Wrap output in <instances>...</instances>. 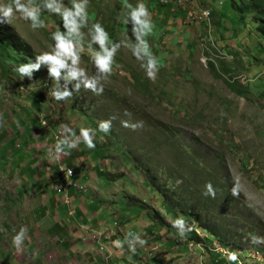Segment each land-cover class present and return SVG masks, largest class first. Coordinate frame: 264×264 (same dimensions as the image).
<instances>
[{"label": "rangeland", "instance_id": "obj_1", "mask_svg": "<svg viewBox=\"0 0 264 264\" xmlns=\"http://www.w3.org/2000/svg\"><path fill=\"white\" fill-rule=\"evenodd\" d=\"M186 1L176 0L180 5ZM192 1L202 8L215 9L222 19L220 27H217L220 21L216 22L218 16L213 18V23L203 26L195 18L187 19L179 9L144 0L153 24L145 39L158 59L155 78H146L130 50L121 45L113 57L111 73L99 83L116 88L122 99L146 108L143 114L179 125L187 134L203 135L209 129L217 132L216 139L220 142L216 146L225 161L206 158L212 169V180L223 184L231 180L237 189L220 212H225L222 216H226L233 234L242 236L251 227L260 234L259 241L252 239L251 243L261 249L264 257V50L257 55V64L245 69L238 61L243 59L246 66L253 64L255 54L236 47L243 43L245 33L240 32L243 26L237 21L229 1ZM64 2L67 4L68 0ZM127 3L134 5L136 0H127ZM126 10L125 0H88L87 23L106 25L114 21L118 29L113 42L122 40L124 34L131 40V25L122 24L120 19ZM40 19L43 27L37 29H30L25 20L15 15L11 23L4 24L11 34L26 41L33 58L49 50V34L57 29L60 17L42 11ZM81 31L84 33L82 42H86V27ZM247 40H254L250 45L257 44V32ZM259 41L260 47H264V41ZM80 57V67L91 74L90 53L86 47ZM40 70L42 74L38 77L33 72L31 80H19L18 74L3 76L0 68V264L209 263L205 258L211 242L204 243L201 233L185 227L189 223L182 215L179 217L185 220L184 236L177 235L172 225L177 216L166 211L159 194L145 182L143 174L124 152L108 149L106 154L99 155L97 148H103L104 138L100 139L97 134L94 148H86L79 141L75 148L65 150L67 154L55 152V140L67 134L65 125L74 137H78L79 128L86 125L82 118L76 123L74 118L66 117L63 110L69 112L70 101H53L48 93L54 83L43 66ZM136 73L150 82L154 99L146 100L145 95L133 87L132 75ZM232 80L236 84L230 86ZM243 92L246 94L241 98L239 94ZM109 103L108 100L105 105ZM73 108L76 109L75 105ZM109 109L112 118L117 119L116 115L120 114V121H128L129 125V120L135 118L131 114L136 111H130L126 104L120 108L111 103ZM17 115L21 118H16ZM41 119L45 121L43 125ZM118 126L120 135H128L129 140L135 141L128 126ZM172 160L166 156V164ZM192 160V153L183 156L186 169L197 165L190 162ZM64 166L76 168V172L70 171L67 176ZM57 167L63 171L59 175H55ZM72 176V182L83 187L73 195L81 197L78 201L89 208L83 210L82 219H72L71 208L65 215L60 211L57 216L52 213L50 202L46 205L48 198L54 201L57 198L64 204L74 190L68 189L71 192L67 195L64 190L61 198V194L54 191L60 188L57 183H67V177ZM96 201L98 204H93ZM132 206L135 211L128 208ZM147 211H157L168 227L162 228L153 222ZM102 213L106 223L98 224ZM232 213L240 219L235 220L236 215ZM57 221L61 225L60 233L53 226ZM109 222L116 223L111 227ZM21 226L25 234L16 247L11 238ZM131 232L144 243L138 244L130 236L125 239ZM190 239L192 251L185 246ZM115 240L121 241L119 247L113 244ZM129 243L134 251H129ZM231 244L239 249L245 247L240 237L232 238ZM262 254L255 253V264L262 260ZM210 264H214L212 259Z\"/></svg>", "mask_w": 264, "mask_h": 264}, {"label": "trees", "instance_id": "obj_2", "mask_svg": "<svg viewBox=\"0 0 264 264\" xmlns=\"http://www.w3.org/2000/svg\"><path fill=\"white\" fill-rule=\"evenodd\" d=\"M228 1L231 10L237 14V21L243 26L240 32L244 31L245 33L243 34V43L240 42L236 47L242 48L246 52L250 51V54H255H251L253 64L246 66L243 59L242 61H238L240 65H243L245 69H247L257 64V55L264 50L262 49L264 47H260L259 41L260 39L264 41V0ZM216 16H218V12L215 9H211L210 20L212 22L213 18ZM218 21H220L219 24H217L219 28L222 21L219 16L216 22ZM99 23L108 33L109 38L112 39L118 29L116 22L109 21L106 25H103L102 22ZM247 24H251L252 26H248ZM253 32H257L258 42L257 44L253 43V45H250L254 40L248 41L247 37H251ZM25 47L27 46L23 40L13 38V36L3 28V24H0V67L3 76L17 75V73L12 70L15 65L25 62L27 59H31V55L26 53ZM226 48H229L228 44ZM246 52L243 53L242 57H244ZM38 72L42 73V71L38 69L34 71L35 75ZM149 83L150 82L139 73L132 75L133 86L136 87L140 93L144 94L145 99L148 101L154 99L152 93H150L152 91L149 89ZM235 84V81L229 83L230 86ZM81 97H84V99H80ZM108 100L110 103L105 105V102ZM64 101H70L71 103L69 112L63 110L66 117L74 118L76 123L82 118V123L85 124L86 127L95 128V124L98 120L111 119V128L109 132L103 134V148H97V150H99V155L106 154L108 149H114L116 151L121 150L124 152L125 156H128L130 160L133 161L132 164L134 167L143 174L145 182L159 194L168 213L172 212L173 216L182 215L191 224L192 229H197L209 237L213 236L223 245L234 246L231 244V239L240 237L241 235L239 236V234L232 233L233 229L226 221V216H222L225 212L220 211L225 204L228 205V200L233 198L234 195L232 194V190L237 192V189L231 180L227 181L226 184L218 181L214 182L210 173L212 172L211 166L208 165L206 159L208 157L222 158L225 161L223 154L216 146V144L220 142L216 139L217 132L209 129L203 135L194 133L187 134L179 125H174L154 116L143 114V111L147 110L146 108L136 106L133 104L134 102H129L124 97L122 99L115 88L104 87L99 95L81 88L72 96L57 102ZM37 103H39V101ZM111 103L120 108L126 104L130 111H136L131 114V116L135 115V118L129 120L130 125L128 123L130 134H133L135 138L134 142L133 139L129 140L127 138L128 135H120L121 132L118 126V124H121L120 114L116 115L117 119L112 118L109 109ZM73 105H75L76 109L73 108ZM37 106L39 110H42L39 104H37ZM3 116L5 115L3 114ZM16 118L21 117L17 115ZM97 135L99 137L101 136L100 133H97ZM10 140H12L11 137L8 140L9 144ZM179 152L181 154H179ZM186 153H192L193 160L190 162L197 164L193 168L191 167L190 170L186 169L183 165L185 162L183 161V156ZM166 156L173 159L170 164H166ZM175 165H178V167L176 166L174 169ZM200 168L202 169L199 170ZM152 169L155 171L153 172ZM30 170L32 171V176H34L35 169L32 168ZM74 170V172H76V168ZM73 178H71L72 181ZM206 182H210L213 186L215 195L212 197L202 194ZM69 188L74 190L73 187H68L66 194ZM62 192L61 189L54 191L55 194H61L59 195L60 198L64 196ZM77 192H75V190L72 191V195H69V198L63 201L65 205L59 202L57 198L56 201L48 198L46 205H49L48 202H50L53 207L52 213L54 212L57 216L60 215V211L61 214L65 215L71 208L70 211H72V213L70 212L69 215L72 214V219H82V214H84L83 210H86L88 206L78 201L81 197L73 195V193L75 194ZM93 204L97 205L98 201ZM128 208L134 209L135 207L132 206ZM101 215L99 219L103 221L105 215L103 213ZM147 215L153 222L157 223L162 228L168 227L167 223L164 221V217L157 211H147ZM232 215H236L234 217L235 220L238 221L240 219L239 215L233 213ZM221 217H224V219L220 220ZM53 226L56 231L59 233L61 232V225L58 221L55 222ZM236 230H238V228H236ZM253 230V227H251L250 230L246 231V234L251 236L254 233ZM131 233L133 234V232ZM150 262L155 263L152 260H150Z\"/></svg>", "mask_w": 264, "mask_h": 264}, {"label": "clouds", "instance_id": "obj_3", "mask_svg": "<svg viewBox=\"0 0 264 264\" xmlns=\"http://www.w3.org/2000/svg\"><path fill=\"white\" fill-rule=\"evenodd\" d=\"M154 1L159 5L171 6L174 9L183 11L182 14H185L187 19L192 21V19L195 18L200 25L204 26L213 23L210 20L211 10L200 7L192 0H188L181 5L178 4L176 0H166V2H160L158 0ZM87 5L88 0H68L67 4L64 0H0V24H3L4 29H6L4 24L11 23L14 15L25 20L30 29L43 27L44 22L40 19V13L42 11L47 14H55L60 17V23L58 21L57 29L49 34L51 41L49 44V50L42 51L33 58L26 41L21 39L26 43V53L31 55V59H27L25 62L16 64L12 69L18 74L19 80H23L25 78L31 80L33 72L43 66L46 69L47 77L54 83V86L50 89L48 94L55 102L63 101L65 98L78 92L81 88L86 89L93 94L99 95L104 88L99 82L106 79L111 73L113 57L121 45L130 50L131 56L139 62V67L143 69L146 78L154 79L156 75L158 59L153 56L149 48V44L145 39V37L151 33L153 24L144 0H136L134 5L127 3V0H125V8L127 10L123 13L120 19L122 24L131 25L129 31L133 39L130 40L128 35L124 34V38L122 40L115 42H113L114 37L110 39L108 33L99 22H93L90 24L87 23ZM204 11H207L208 14L204 15ZM85 27L87 31V40L86 42H82L84 33L81 29ZM9 34L13 36V38H17L10 32ZM17 39L20 40V38ZM84 47H86L90 53V61L92 64L91 74H88L83 67H80V54ZM202 49L206 50V48ZM41 74L42 73L40 72L36 73V75L34 73V76L38 77ZM134 88L138 90L136 87ZM244 94L246 93L243 92L239 95L241 98H244ZM44 123L45 121L41 119V124L43 125ZM120 123L122 126H129L127 121L122 120ZM110 128L111 119H100L96 122L95 128L80 127L78 137H74L72 130L65 125L64 131L67 134L55 140V152H65V154H67L65 150L75 148L79 141H82L86 148H94V137L96 134L100 133L101 136L99 138L103 139V134H107ZM64 167L68 169L67 176H69L70 171L75 173L72 167ZM58 173L59 168L57 167L55 175H58ZM73 177L74 176L67 177L66 179V182L70 184L66 185V183H57L60 184V188L58 189H61L64 184L66 185L65 191H67L68 187H73L75 192L83 189V187H80L78 184H75V182H72L71 178ZM69 192L71 191H68V193ZM202 194L209 197L215 195V191L210 182H206L204 184V191ZM232 194L235 195L234 190H232ZM185 220L188 222L187 219ZM185 220L177 216V218L172 221L173 227L177 229V235L181 238L184 236L183 229ZM105 223L106 221L103 220V223L101 224ZM109 223L112 227V225H115L116 222ZM185 227L192 229L190 223L185 225ZM192 230L194 232L201 233L197 229ZM24 234L25 229L21 226L11 238L13 246L19 247ZM201 234L204 236L202 239L204 243L211 242V249L205 258L209 259V263L203 261V263L199 262L198 264H210L211 259L214 261V264H221V262L226 264H239V261L240 264H255L253 262L255 253L259 251V253L262 254L261 249L252 244V239L259 241L260 238L258 237H261L257 232H254L251 236L247 235L246 231L242 233L240 238L241 242L245 243V247L241 249L235 246L223 245L220 241L211 239L204 233ZM128 236L131 237L132 241H135L138 244L144 243V241L136 234L129 233L125 239H128ZM106 238H108L107 234ZM186 241V249L188 251H192L193 246L191 243L193 241L191 239ZM113 244L119 247L121 241L115 240L113 241ZM134 250L135 249L132 244L129 243V251L131 252ZM258 264H264L263 254L262 260Z\"/></svg>", "mask_w": 264, "mask_h": 264}, {"label": "built area", "instance_id": "obj_4", "mask_svg": "<svg viewBox=\"0 0 264 264\" xmlns=\"http://www.w3.org/2000/svg\"><path fill=\"white\" fill-rule=\"evenodd\" d=\"M206 12H207V11H206ZM65 170L67 171L68 169H65ZM62 172H63V171L60 169L59 173H62ZM59 173H58V175H59ZM67 184H70V183L67 182L66 185H67ZM66 185H65V184L63 185V190H65V186H66Z\"/></svg>", "mask_w": 264, "mask_h": 264}, {"label": "bare ground", "instance_id": "obj_5", "mask_svg": "<svg viewBox=\"0 0 264 264\" xmlns=\"http://www.w3.org/2000/svg\"><path fill=\"white\" fill-rule=\"evenodd\" d=\"M207 14H208V12L205 11V12H204V15H207ZM61 189L63 190V187H62Z\"/></svg>", "mask_w": 264, "mask_h": 264}, {"label": "crops", "instance_id": "obj_6", "mask_svg": "<svg viewBox=\"0 0 264 264\" xmlns=\"http://www.w3.org/2000/svg\"><path fill=\"white\" fill-rule=\"evenodd\" d=\"M98 224H101V223H103V221H99V222H97Z\"/></svg>", "mask_w": 264, "mask_h": 264}]
</instances>
